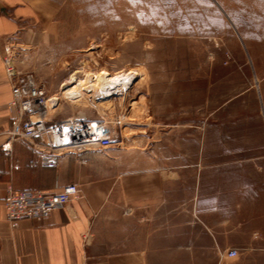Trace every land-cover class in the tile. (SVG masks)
<instances>
[{
  "label": "rangeland",
  "instance_id": "obj_1",
  "mask_svg": "<svg viewBox=\"0 0 264 264\" xmlns=\"http://www.w3.org/2000/svg\"><path fill=\"white\" fill-rule=\"evenodd\" d=\"M36 7L37 18L7 45L13 67L58 98L48 118L104 121L118 171L164 173L162 198L129 204L121 190L105 203L85 264H107L109 255L123 263L140 245L146 264H235L218 257L224 248L203 223L217 225L221 203L259 194L264 205V0ZM102 69L135 74L122 90L80 100L70 75Z\"/></svg>",
  "mask_w": 264,
  "mask_h": 264
},
{
  "label": "crops",
  "instance_id": "obj_2",
  "mask_svg": "<svg viewBox=\"0 0 264 264\" xmlns=\"http://www.w3.org/2000/svg\"><path fill=\"white\" fill-rule=\"evenodd\" d=\"M36 13V0H0V264H85L92 251L90 232L105 203L121 190L120 197L129 204L153 196L162 198L164 173L118 171L111 164H115L116 150L110 146L94 152L90 163L81 164L61 155L55 165L41 163L39 154L25 141L11 140L9 150L1 148L15 115L8 106L11 88L2 61L4 45L19 34L21 27L33 22ZM192 174L194 178L195 172ZM68 183L79 186L81 197L45 219H6L2 199L9 186L53 191ZM149 187L155 195L148 193ZM260 199L258 194L251 197V203H244V199L235 206L221 203L220 219L214 220L217 225L208 224V220L203 223L224 248L218 257L232 259L235 264H264V205L260 207ZM212 226L218 228L213 231ZM141 248L125 252L123 263H115L116 257L109 255L107 264H146ZM229 249L237 255L228 257Z\"/></svg>",
  "mask_w": 264,
  "mask_h": 264
},
{
  "label": "built area",
  "instance_id": "obj_3",
  "mask_svg": "<svg viewBox=\"0 0 264 264\" xmlns=\"http://www.w3.org/2000/svg\"><path fill=\"white\" fill-rule=\"evenodd\" d=\"M9 49L4 45L2 61L11 88L8 106L15 115L5 132L7 141L1 145L3 150L10 149L11 140L25 141L39 154L43 164L55 165L61 155L86 164L94 152L112 145L114 136L104 121L68 116L58 121L49 119L50 98L32 73H22L13 67ZM80 197L79 186L75 183L53 191L15 190L9 186L2 204L7 220H43L54 210ZM226 255L234 257L237 252L229 250Z\"/></svg>",
  "mask_w": 264,
  "mask_h": 264
},
{
  "label": "bare ground",
  "instance_id": "obj_4",
  "mask_svg": "<svg viewBox=\"0 0 264 264\" xmlns=\"http://www.w3.org/2000/svg\"><path fill=\"white\" fill-rule=\"evenodd\" d=\"M134 74L135 72L131 70L127 73L123 72L110 74L106 70L102 69L96 72L93 71L86 73L84 76L79 78L72 74L70 75L67 83L69 84L72 82L71 80H75L76 84L73 85L72 83V88L80 100L87 102L88 97H91L92 99L100 98L108 96L113 92H117V90L119 91L124 89ZM53 99L58 100V98L55 96L50 98L49 102L51 103V106L57 104V102L53 101ZM104 102L105 101H102L100 104H103Z\"/></svg>",
  "mask_w": 264,
  "mask_h": 264
}]
</instances>
